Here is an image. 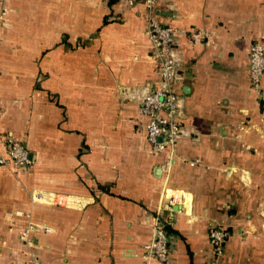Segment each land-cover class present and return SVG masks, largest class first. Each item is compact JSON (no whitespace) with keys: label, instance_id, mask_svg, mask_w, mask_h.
<instances>
[{"label":"crops","instance_id":"0c3cea01","mask_svg":"<svg viewBox=\"0 0 264 264\" xmlns=\"http://www.w3.org/2000/svg\"><path fill=\"white\" fill-rule=\"evenodd\" d=\"M154 13L177 29L182 127L159 152L139 111L159 82L140 2L0 0V145L31 160L0 166V264H143L157 210L167 264H211L214 225L222 264H264V73L259 92L247 78L264 0H157Z\"/></svg>","mask_w":264,"mask_h":264},{"label":"built area","instance_id":"2783aa9c","mask_svg":"<svg viewBox=\"0 0 264 264\" xmlns=\"http://www.w3.org/2000/svg\"><path fill=\"white\" fill-rule=\"evenodd\" d=\"M132 5L140 2L145 11V34L150 41L152 56L155 60L159 82L153 84L143 96L139 111L146 118L144 135L150 150L159 152L171 149L182 132L177 119L178 96L174 90L176 71L179 67L172 53V43L177 29L162 24L156 18L154 8L157 0H124ZM264 73V42L253 41L248 47L247 78L250 89L259 92L260 81ZM31 160L23 144L14 139H3L0 145V166L8 168L13 174L30 165ZM171 218L172 212L167 214ZM151 237L141 246L143 264H167L170 259V237L166 231V222L157 210L151 217ZM34 226V225H33ZM37 227V226H36ZM29 225L20 239L27 243ZM38 228L48 231L45 226ZM226 232L220 226H211L208 230V244L212 253L211 264H222L221 256ZM31 264L33 260H31Z\"/></svg>","mask_w":264,"mask_h":264},{"label":"trees","instance_id":"16d2710c","mask_svg":"<svg viewBox=\"0 0 264 264\" xmlns=\"http://www.w3.org/2000/svg\"><path fill=\"white\" fill-rule=\"evenodd\" d=\"M166 229H167V227H166Z\"/></svg>","mask_w":264,"mask_h":264}]
</instances>
